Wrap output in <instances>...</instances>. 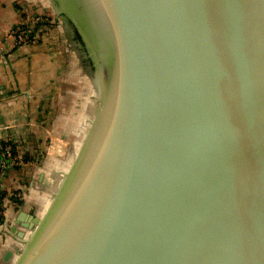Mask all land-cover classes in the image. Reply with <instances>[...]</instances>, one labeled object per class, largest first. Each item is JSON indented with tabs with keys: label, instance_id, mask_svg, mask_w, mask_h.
<instances>
[{
	"label": "water",
	"instance_id": "obj_1",
	"mask_svg": "<svg viewBox=\"0 0 264 264\" xmlns=\"http://www.w3.org/2000/svg\"><path fill=\"white\" fill-rule=\"evenodd\" d=\"M48 1L96 110L3 261L264 264V0Z\"/></svg>",
	"mask_w": 264,
	"mask_h": 264
},
{
	"label": "crops",
	"instance_id": "obj_2",
	"mask_svg": "<svg viewBox=\"0 0 264 264\" xmlns=\"http://www.w3.org/2000/svg\"><path fill=\"white\" fill-rule=\"evenodd\" d=\"M30 3L35 11L51 13L41 0H0V138L21 139L34 132L29 116L44 109L47 97H52L69 71L67 57H71V45L61 33L63 29L56 17L37 31L42 37L38 42L7 51L9 33L25 20L23 8L30 7ZM39 120L43 125L44 118ZM39 140L38 137L32 145L21 142L27 162L40 147Z\"/></svg>",
	"mask_w": 264,
	"mask_h": 264
},
{
	"label": "rangeland",
	"instance_id": "obj_3",
	"mask_svg": "<svg viewBox=\"0 0 264 264\" xmlns=\"http://www.w3.org/2000/svg\"><path fill=\"white\" fill-rule=\"evenodd\" d=\"M41 3L50 9L48 0H41ZM32 5L23 8L26 13L25 20L29 19L34 11L32 8L35 7ZM61 33L66 35L64 29ZM69 51V71L65 73L63 84L58 85L51 98L47 97L48 102L44 109L35 110L29 116L30 125H34L30 128L35 129L34 132L30 130L24 138H14L17 145L21 142L32 145L37 143L38 137L40 138V147L32 154L31 160L27 162V155L21 150L24 163L22 167H15L11 172L13 180L25 192L21 206L24 210L29 209L39 214L51 199L56 184L71 162L96 110L97 92L94 83L71 46ZM41 117L44 118L43 125L39 123ZM37 126L39 129H36ZM40 173L44 176V183L55 182L50 190L42 189L39 185Z\"/></svg>",
	"mask_w": 264,
	"mask_h": 264
},
{
	"label": "built area",
	"instance_id": "obj_4",
	"mask_svg": "<svg viewBox=\"0 0 264 264\" xmlns=\"http://www.w3.org/2000/svg\"><path fill=\"white\" fill-rule=\"evenodd\" d=\"M53 18L51 14L32 11L29 19L16 24L9 33L7 51L38 42L42 37L37 31ZM21 150L14 138H0V262L7 250L13 251L10 238L15 233L12 226L16 224L19 212L24 210L20 203L25 192L11 176L12 170L24 163Z\"/></svg>",
	"mask_w": 264,
	"mask_h": 264
},
{
	"label": "flooded vegetation",
	"instance_id": "obj_5",
	"mask_svg": "<svg viewBox=\"0 0 264 264\" xmlns=\"http://www.w3.org/2000/svg\"><path fill=\"white\" fill-rule=\"evenodd\" d=\"M55 18V17H54ZM60 21V22H59ZM58 23L62 25V22L61 20H58ZM63 27V26H62ZM64 29V28H63ZM80 61L82 63L83 59L81 60V57H80ZM30 230L29 229H26V233L28 234ZM10 243L12 244V247H13V251L18 248L19 246L22 245V242L20 241V238H17V235L13 234L11 235V238H10ZM15 251L13 252V256L15 255ZM12 256V257H13ZM11 261H9L10 263ZM0 264H6L3 260L0 262Z\"/></svg>",
	"mask_w": 264,
	"mask_h": 264
},
{
	"label": "bare ground",
	"instance_id": "obj_6",
	"mask_svg": "<svg viewBox=\"0 0 264 264\" xmlns=\"http://www.w3.org/2000/svg\"><path fill=\"white\" fill-rule=\"evenodd\" d=\"M42 212V211H41Z\"/></svg>",
	"mask_w": 264,
	"mask_h": 264
}]
</instances>
